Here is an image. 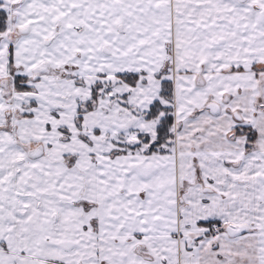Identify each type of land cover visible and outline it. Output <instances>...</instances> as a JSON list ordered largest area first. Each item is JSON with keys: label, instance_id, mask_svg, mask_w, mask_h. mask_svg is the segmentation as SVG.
<instances>
[{"label": "snow or ice", "instance_id": "6c2138e0", "mask_svg": "<svg viewBox=\"0 0 264 264\" xmlns=\"http://www.w3.org/2000/svg\"><path fill=\"white\" fill-rule=\"evenodd\" d=\"M0 264H264V0H0Z\"/></svg>", "mask_w": 264, "mask_h": 264}]
</instances>
